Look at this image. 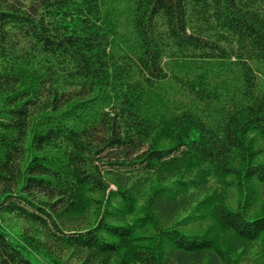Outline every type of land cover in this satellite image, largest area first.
<instances>
[{"label": "trees", "instance_id": "16d2710c", "mask_svg": "<svg viewBox=\"0 0 264 264\" xmlns=\"http://www.w3.org/2000/svg\"><path fill=\"white\" fill-rule=\"evenodd\" d=\"M258 241L264 0H0V264H246Z\"/></svg>", "mask_w": 264, "mask_h": 264}, {"label": "rangeland", "instance_id": "374dc122", "mask_svg": "<svg viewBox=\"0 0 264 264\" xmlns=\"http://www.w3.org/2000/svg\"><path fill=\"white\" fill-rule=\"evenodd\" d=\"M235 200H233V205ZM4 225L10 230L11 234L13 236H16L17 234L21 233L24 228H26L28 225H26L22 220L16 219V218H8L5 217L3 221ZM34 230H37L34 228ZM264 247V242L258 241V243L251 247L250 251L246 254L245 263L246 264H264V256L262 253ZM33 264H49L43 258V256L36 255L33 257Z\"/></svg>", "mask_w": 264, "mask_h": 264}]
</instances>
